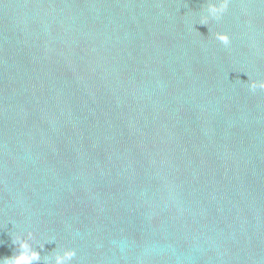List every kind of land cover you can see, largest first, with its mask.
Here are the masks:
<instances>
[{
  "label": "water",
  "instance_id": "water-1",
  "mask_svg": "<svg viewBox=\"0 0 264 264\" xmlns=\"http://www.w3.org/2000/svg\"><path fill=\"white\" fill-rule=\"evenodd\" d=\"M208 3L0 0V261L264 264V0Z\"/></svg>",
  "mask_w": 264,
  "mask_h": 264
},
{
  "label": "clouds",
  "instance_id": "clouds-1",
  "mask_svg": "<svg viewBox=\"0 0 264 264\" xmlns=\"http://www.w3.org/2000/svg\"><path fill=\"white\" fill-rule=\"evenodd\" d=\"M230 2L231 0H209L206 7V15L201 17L200 24L207 25L210 19L219 21L228 10ZM214 38L225 47L230 45V37L227 34L215 33ZM248 87L249 90L253 92L257 89L264 90V82L251 81ZM31 239L32 233H28L27 240L17 237L14 243L19 246L20 254L11 259L0 261V264H35V262H38L41 257L37 252L33 251L31 244L28 242ZM52 241L54 240L47 242ZM40 247L43 248V244H41ZM75 256L76 252L74 250H63L62 252L55 251L53 255L44 257V262L45 264H71Z\"/></svg>",
  "mask_w": 264,
  "mask_h": 264
}]
</instances>
